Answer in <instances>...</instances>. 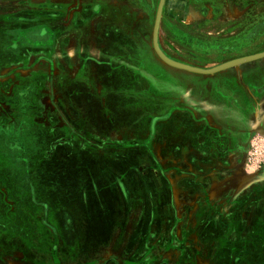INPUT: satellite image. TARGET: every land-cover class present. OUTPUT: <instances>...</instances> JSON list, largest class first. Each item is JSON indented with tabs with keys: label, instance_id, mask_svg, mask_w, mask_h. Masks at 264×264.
Listing matches in <instances>:
<instances>
[{
	"label": "rangeland",
	"instance_id": "rangeland-1",
	"mask_svg": "<svg viewBox=\"0 0 264 264\" xmlns=\"http://www.w3.org/2000/svg\"><path fill=\"white\" fill-rule=\"evenodd\" d=\"M158 1L120 0L131 12L135 8V16L121 14L119 20L121 26L135 23V44L120 49L119 62H112L108 47L105 72L94 62L100 59L96 51L104 48L86 53L82 45L87 34L94 35L91 13L102 2L0 0V142L7 145H0V199L5 192L33 198V185L11 190L23 181L34 184L33 174L49 161L52 146L65 140L77 152L72 159L81 161V174L94 172L97 185L106 177L119 198L118 221L110 224L103 216L108 208L91 190L86 193L96 217L67 225L77 230L79 244L78 249L72 240L73 252L66 256L71 264H264V239L257 247L252 221L256 210L264 213V55L250 57L264 51V0H164L157 32L161 53L177 64L201 68L243 59L225 67L228 74L237 72L231 84L157 55L152 28ZM29 27L36 28L35 36L43 32L44 43L54 39V47L7 55L15 45L7 41L23 36L14 28ZM120 42L127 44L128 38L121 34ZM112 72L119 75L118 84L110 83ZM33 77L39 84L33 92L43 90L34 93L33 101L41 105L25 113L42 116L43 127L56 136L45 158L12 162L1 156L2 149L24 150L31 128L16 121L5 125L1 116L13 118L16 112L4 99ZM60 101L71 111L55 112ZM59 114L68 124L57 120ZM101 120L115 125L102 126ZM63 162L56 160L57 167ZM22 166H27L25 176ZM227 172L233 177L232 199L216 197V205L209 204L214 186L230 183ZM238 182L243 191L235 189ZM183 183L205 188H177ZM261 228L264 232V222ZM92 237L96 243L88 245Z\"/></svg>",
	"mask_w": 264,
	"mask_h": 264
},
{
	"label": "crops",
	"instance_id": "crops-1",
	"mask_svg": "<svg viewBox=\"0 0 264 264\" xmlns=\"http://www.w3.org/2000/svg\"><path fill=\"white\" fill-rule=\"evenodd\" d=\"M100 2H102L101 7L96 8L95 12L91 13V18L95 22L94 29H92L94 35L87 34L85 40L82 41V45L86 48V53H91L93 47L96 48V50L97 47L100 46L104 48L101 51H96L95 55L100 59L94 62L100 65L102 71L107 72L105 67L108 66L107 64H109V62L107 60L108 56L105 55L107 54L108 47H111L110 55L112 62H114L116 58V61L119 60L121 55L120 49L122 50L123 47H134L135 23H130L129 20L127 24L124 23V25L121 26L119 20L121 14L128 15L129 13H133L132 15L135 16L136 12L135 8L133 12H131L129 6H120V0H95V3ZM165 4L164 2L163 9L166 7ZM105 17L106 20L108 18L109 21L105 24L101 23L100 21ZM88 23L89 22H87V25H89ZM93 25L94 23H91L90 28H92ZM88 29L89 26H85V30L88 31ZM89 30L91 31V29ZM99 30L101 34H99ZM121 34L124 35V39L128 38L127 44H121ZM142 46L147 49V39L144 40ZM226 69L228 68L224 67L214 71L211 75L215 79H226L231 84L236 80L237 72L234 70L228 74V72L225 71ZM114 73L115 72H112L111 76L110 83L112 85H114V83L118 84L117 79L119 75H115ZM233 74H235V76ZM256 78L258 79L259 77L256 76ZM246 81L247 78L245 76V84H247ZM84 93L85 92H83V94ZM101 94L104 95L105 91L103 90ZM57 109L71 111L66 101L63 103L60 101L56 109L53 107L55 112ZM59 118L60 119L57 120L61 121L63 117ZM43 125L46 124L44 123ZM48 125L50 124L48 123ZM70 143L71 142L66 141L58 150V153H64L62 154L63 156L56 154L55 151L53 154L49 152L47 158L49 161L43 165V168H39L36 174H33L35 178L34 184H32L33 198H28V195L25 196V194H22V198H12L8 197L9 194L6 192L2 195L3 197L0 199V264H17L18 262L22 264H71L69 260H66V256L73 252L72 240H75L78 249L79 244L77 242V230L71 232V230H68L69 228L67 225L73 223L75 219H78V224L83 222H94V220L91 221V219H95L96 217L94 215L95 211H92V207L94 208L95 206L91 204L92 202L90 203V198L87 199L86 195L90 190L95 194L97 201L108 208L107 214L103 215L106 216L104 222L107 221V223L110 222V224H112V222L118 221V188L110 184L111 182H109L106 177H104L106 179L105 182L101 180V184L97 185L95 182L96 174L94 172H90L89 174L87 171L86 176L81 174L80 169L74 168L72 165L75 163L72 161L73 154ZM67 148L70 149V154L69 151L66 150ZM91 154L97 155L95 152ZM61 158L65 162L68 160V167L65 166V162H63V165L60 164V167H57L56 160H60ZM58 162L60 163V161ZM229 170L230 169L227 171ZM231 175V172H227V176L225 175V180L228 182L230 181V183L225 181L224 183L216 184L212 190L210 189L213 193L208 194L209 204L211 201H214L213 204L216 205V197L223 198L224 201L232 199H230L233 190V177ZM86 182L91 185L92 189L84 185ZM262 186L264 189V185ZM199 187L205 188L204 186ZM199 187L194 185V183H192V185L187 183L177 185V188H181V190L186 189L190 192L199 191ZM20 189L24 190L18 183L11 191L16 192V190ZM235 189L243 191L242 184L238 182ZM3 190L7 191L9 189L6 186ZM231 202H229V204ZM97 216L103 217L102 215ZM252 221H254L256 229L254 236L256 246H263L264 232H262L261 226L264 222V213L256 210L253 214ZM224 222L227 221L224 220ZM95 239L96 237H92L91 242H87V244L94 245V243H96ZM87 244L86 246H88Z\"/></svg>",
	"mask_w": 264,
	"mask_h": 264
},
{
	"label": "flooded vegetation",
	"instance_id": "flooded-vegetation-1",
	"mask_svg": "<svg viewBox=\"0 0 264 264\" xmlns=\"http://www.w3.org/2000/svg\"><path fill=\"white\" fill-rule=\"evenodd\" d=\"M39 27L40 26H38L37 29H39ZM14 29H16L15 31H17V32H22L23 36L22 37H16L15 39H11V40L7 41V44H9V45H11L12 41L15 42V45L10 46L8 49L9 51H6L7 55H11V56L13 55V56L17 57L22 50L28 49V48L48 49V51H49L55 45V43L52 42L54 40V39L52 40V38H51L49 43L42 42L40 39V36L43 34V32L38 33V35L35 36L34 35V29H36V28H34V27L14 28ZM35 78L36 77L28 78V81H23L22 82L23 84H21L19 86L17 85L12 90V92L7 96V98L4 99V100H6L5 102L11 107V110H15V112H16L15 115L13 116V118H9V117H12V115H9V116L2 115L1 116V117H3V119L1 118V120L6 121L5 125L13 127L15 124L14 121H16L18 123V126L23 125V126L31 128L29 130L30 131V137L27 139V141H24V143L27 144L26 147H23V148H25L24 150L16 149V148H14L16 151H14V150H3L2 149L1 156H3L5 159L8 156L7 158L12 159V160H10L12 162H13V160L18 159V158L23 159V161L25 158L27 159L28 157L32 158L34 160H36L38 158H42V157L45 158L47 153L49 152V148H51V144H52L51 138L52 137L54 138V136H56V133L54 131H51L49 128L46 129L43 127L45 125H43L44 123H43V117L42 116L32 115L31 113H25L26 111H29V110H31L33 112H37L38 108H40V105H41V102H40V105H36L35 102L33 101V97H32L33 95H35L34 93L43 91L41 89H38L36 92H33V88L35 86L39 85L38 82L35 81ZM32 79L34 82H32ZM20 106L22 108H25L26 110L25 109L24 110L19 109L18 107H20ZM83 108H85V107H82V110H81V107L77 108V106H76L74 109L83 111ZM93 109H94V111H98L97 106H95V107L93 106ZM35 110H37V111H35ZM60 116L61 115L59 114V117ZM61 122L63 124H65V122L67 123V120L65 121V118H64V120L61 119ZM101 125L102 126L103 125L113 126V125H115V123L112 122L111 120H107V122L104 124V122L101 120ZM3 143L5 144V140L1 141L0 145ZM13 143H16V142H13ZM64 143L65 142L62 140L57 141V143H56L57 147H56V144L54 146H52V151H50V152H52V154H53L55 151L56 154H58V155L64 154L61 152L58 153V150L61 148V144H64ZM4 146L6 147L7 145H4ZM68 146H69V143H68ZM75 153H77V152L72 151L73 158H74ZM78 153H80L81 156L84 155V153L81 151H78ZM69 154H70V151H69ZM72 161H73V163H75L74 159ZM80 162L81 161L75 163L73 167L80 169L82 172V169L79 167ZM75 165H78V166H75ZM25 168L27 171V166H24L22 169L19 167V170L20 171L22 170L24 173L23 176H25V173H26V172H24ZM19 185L21 188H24V187L27 188L26 185H28L29 188H31L32 184L23 181V182L19 183Z\"/></svg>",
	"mask_w": 264,
	"mask_h": 264
},
{
	"label": "water",
	"instance_id": "water-1",
	"mask_svg": "<svg viewBox=\"0 0 264 264\" xmlns=\"http://www.w3.org/2000/svg\"><path fill=\"white\" fill-rule=\"evenodd\" d=\"M163 3L164 0H159L158 1V5H157V9H156V13H155V17H154V22H153V28H152V46L153 49L155 50V52L157 53V55L166 63L172 64L174 66H177L181 69H185L188 71H192V72H199V73H204V74H209V73H213L214 71H217L219 69H222L226 66H230L232 64H236L239 61H243V59L239 60V61H231L228 63H223L219 66L216 67H212V68H201V67H195V66H188V65H184V64H177L174 61H171L169 59H167L160 51L158 44H157V32H158V25H159V21H160V16H161V12H162V7H163ZM264 55V51H262L261 53H259V55L257 54H252L250 55L251 58H256L258 56H262ZM245 60V59H244Z\"/></svg>",
	"mask_w": 264,
	"mask_h": 264
}]
</instances>
